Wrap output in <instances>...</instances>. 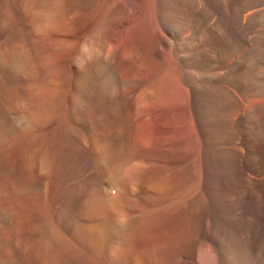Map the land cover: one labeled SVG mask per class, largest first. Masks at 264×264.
Listing matches in <instances>:
<instances>
[{
  "label": "bare ground",
  "instance_id": "obj_1",
  "mask_svg": "<svg viewBox=\"0 0 264 264\" xmlns=\"http://www.w3.org/2000/svg\"><path fill=\"white\" fill-rule=\"evenodd\" d=\"M258 3L0 0V264H264Z\"/></svg>",
  "mask_w": 264,
  "mask_h": 264
},
{
  "label": "rangeland",
  "instance_id": "obj_2",
  "mask_svg": "<svg viewBox=\"0 0 264 264\" xmlns=\"http://www.w3.org/2000/svg\"><path fill=\"white\" fill-rule=\"evenodd\" d=\"M259 4H261V5H259ZM252 12L254 13L252 16L253 17L255 16L257 18V23L264 25V0H259V3L257 4V8H254V10ZM263 35H264V33H259L257 35L258 38H257L256 46L260 51L262 48H264V46H263L264 45V36ZM262 50H264V49H262ZM253 73H254V75H253ZM253 73L251 74L253 76H250L251 82H255L253 84H255L256 86L257 85L260 86L261 84L264 85V64H262L260 67L255 69V71ZM252 79H253V81H252ZM260 98H262L264 100V95L263 96L261 95V97L260 96L259 97L253 96L252 97V104H254V103L257 104L260 101ZM227 122L229 125L227 124ZM222 124H223L222 128L221 127L219 128V132L221 135L224 136L223 140H225V142L227 144H229L230 140L233 137L232 133L237 130V127L233 128V125L231 126L232 123L230 120H228V117H226V115H225V120ZM166 129L169 131L168 128L161 129L162 135L169 133V132H166L167 131ZM255 130L256 129H254V131H252V132L248 131V133L249 134L251 133V134H250V137L248 135L249 142L247 144V151L251 154L250 155L251 160L253 159L252 160L253 163H252L250 170L248 172L249 174L247 173V180L249 179V181L251 182V179H252L251 184H253V185H254V181L257 182L256 179H259L257 169L258 168L264 169V149H263V147H264V127H262V126L259 127L257 132H255ZM159 131H157V135L162 136V135H159V134H161V131L160 132ZM214 146H215V144H214ZM214 155L215 156L218 155L216 150H214ZM228 159H230V157ZM256 173H257V175H256ZM248 175H250L251 178H248ZM248 188H249V186L246 187L247 190H249ZM240 246H241L240 243H236L233 246V249H234L233 254L237 257V260L235 262L237 264H240V263L241 264H255V254L248 249H244L243 246H241V247ZM239 251H241V252H239ZM240 255H242V256H240ZM238 260H240V261H238ZM236 263H234V264H236Z\"/></svg>",
  "mask_w": 264,
  "mask_h": 264
}]
</instances>
